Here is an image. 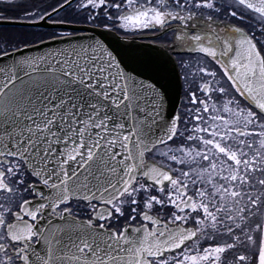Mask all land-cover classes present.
<instances>
[{"label": "snow or ice", "instance_id": "1", "mask_svg": "<svg viewBox=\"0 0 264 264\" xmlns=\"http://www.w3.org/2000/svg\"><path fill=\"white\" fill-rule=\"evenodd\" d=\"M0 264H264V0H0Z\"/></svg>", "mask_w": 264, "mask_h": 264}]
</instances>
